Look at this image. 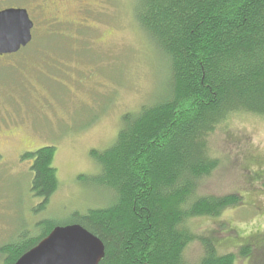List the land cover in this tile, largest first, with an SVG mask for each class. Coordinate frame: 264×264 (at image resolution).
<instances>
[{
    "label": "rangeland",
    "instance_id": "1",
    "mask_svg": "<svg viewBox=\"0 0 264 264\" xmlns=\"http://www.w3.org/2000/svg\"><path fill=\"white\" fill-rule=\"evenodd\" d=\"M135 3L0 0V10L23 7L35 22L32 44L0 57V251L40 236L36 225L43 220L66 224L76 211L113 203L112 193L86 179L101 172L92 151L110 148L124 114L164 95L168 80L167 59L139 29ZM54 7L59 21L50 18ZM46 146L56 148L59 188L41 209L31 191V163L22 157ZM209 147L219 169L200 183L199 196H236L240 203L218 217L192 219L191 227L212 238L221 254H234L235 264H264L258 240L264 238V118L231 116ZM248 243L253 253L245 257ZM201 254L195 242L186 257Z\"/></svg>",
    "mask_w": 264,
    "mask_h": 264
},
{
    "label": "trees",
    "instance_id": "2",
    "mask_svg": "<svg viewBox=\"0 0 264 264\" xmlns=\"http://www.w3.org/2000/svg\"><path fill=\"white\" fill-rule=\"evenodd\" d=\"M135 19L167 59V89L124 114L110 148L92 151L101 172L86 179L112 193L113 203L76 211L66 224L41 221L40 236L1 249L2 264H16L54 228L74 224L104 243L100 264H235L234 254H221L190 221L240 203L236 196L200 197L198 190L219 169L209 147L215 131L236 114L264 118V0H136ZM55 157L54 146L22 157L31 163L41 209L59 188ZM195 242L202 254L190 260ZM251 247L244 245L245 257Z\"/></svg>",
    "mask_w": 264,
    "mask_h": 264
},
{
    "label": "water",
    "instance_id": "3",
    "mask_svg": "<svg viewBox=\"0 0 264 264\" xmlns=\"http://www.w3.org/2000/svg\"><path fill=\"white\" fill-rule=\"evenodd\" d=\"M35 23L28 10L0 11V57L18 54L33 41ZM106 248L81 225L58 226L16 264H100Z\"/></svg>",
    "mask_w": 264,
    "mask_h": 264
},
{
    "label": "flooded vegetation",
    "instance_id": "4",
    "mask_svg": "<svg viewBox=\"0 0 264 264\" xmlns=\"http://www.w3.org/2000/svg\"><path fill=\"white\" fill-rule=\"evenodd\" d=\"M43 6V5H42ZM41 6V7H42ZM60 14H61V12H60V10L59 9H56V11H55V7H54V13L50 16V18L53 20V21H59V20H61V16H60ZM31 16V15H30ZM1 57H3V56H1ZM3 137H9V135L7 134V135H5V134H3Z\"/></svg>",
    "mask_w": 264,
    "mask_h": 264
}]
</instances>
